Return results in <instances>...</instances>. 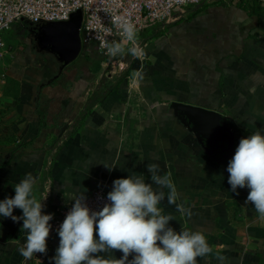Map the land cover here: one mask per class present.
<instances>
[{"label":"crops","instance_id":"crops-1","mask_svg":"<svg viewBox=\"0 0 264 264\" xmlns=\"http://www.w3.org/2000/svg\"><path fill=\"white\" fill-rule=\"evenodd\" d=\"M239 1L193 8L165 29L156 24L160 34H139L148 58L127 53L124 68L107 71L102 60L99 70L85 69L79 64L84 53L56 76L52 56L31 47L10 52L13 60L3 66L15 82L0 95V201L14 197V185L30 173L33 194L47 196L43 214L55 215L79 195L101 187L110 192L119 178L142 174L152 183L147 165L157 164L178 193L176 204L165 198L158 205L174 217L168 226L202 231L212 248L197 264H264V220L245 203L249 189L232 192L228 183L227 165L240 139L258 130L264 135V0ZM92 46L98 49L92 43L87 51ZM175 102L226 117L222 146L198 134ZM104 163L116 166L109 171ZM22 225L0 216V264H55L58 233L49 235L46 254L25 261ZM100 255L120 259L123 253Z\"/></svg>","mask_w":264,"mask_h":264},{"label":"clouds","instance_id":"clouds-1","mask_svg":"<svg viewBox=\"0 0 264 264\" xmlns=\"http://www.w3.org/2000/svg\"><path fill=\"white\" fill-rule=\"evenodd\" d=\"M129 41L135 40L131 26L124 27ZM120 44L109 49L111 55L122 53ZM134 51V50H133ZM111 171L116 165L103 164ZM152 183H145L144 176L131 175L113 181L101 210L92 211L85 203V196L74 199L70 210L57 229L59 245L55 264H197L212 252L202 231H189L182 227L180 232L168 226L174 217L162 214L158 205L167 199V204H176L178 193L171 174H159V165L148 164ZM228 183L232 192L238 188L249 189L246 204H251L259 218L264 220V135L258 130L241 138L235 154L228 162ZM35 178L26 174L14 185V197L0 201V216L14 222L23 220L22 230L27 232L19 253L25 261L36 253L46 254L50 235L52 214H43L42 199L33 194ZM153 185L158 186L154 189ZM164 189H168L165 196ZM238 194V193H237ZM21 209L22 216L13 215ZM177 211L187 217L190 209L177 204ZM98 237V238H97ZM113 250L123 253L122 258H109ZM133 258L129 260V256ZM223 260V257H217Z\"/></svg>","mask_w":264,"mask_h":264},{"label":"built area","instance_id":"built-area-1","mask_svg":"<svg viewBox=\"0 0 264 264\" xmlns=\"http://www.w3.org/2000/svg\"><path fill=\"white\" fill-rule=\"evenodd\" d=\"M211 2L236 3L238 0H0V95L8 76L3 66L9 54L5 34L12 29L13 24L22 23L23 18L34 23L62 21L68 20L73 12L81 9L84 47L88 49L90 44L96 43L103 63L114 69L126 66L123 56L127 53H132V58L141 61L148 58L145 42L139 37L146 27L159 24L165 29L169 23L186 16L191 9ZM125 26L134 29V41L126 38ZM115 44H120L123 51L113 56L109 49ZM107 194L106 189L101 187L78 197L85 196L87 206L92 211H99L109 203ZM74 199L59 206L49 221L52 226L50 234L57 233Z\"/></svg>","mask_w":264,"mask_h":264},{"label":"water","instance_id":"water-1","mask_svg":"<svg viewBox=\"0 0 264 264\" xmlns=\"http://www.w3.org/2000/svg\"><path fill=\"white\" fill-rule=\"evenodd\" d=\"M27 34L35 42V48L40 53L53 55L59 63L60 75L63 70L85 53L81 36L83 11L73 12L68 20L41 21L34 23L26 18ZM174 106L184 113L190 123H193L198 134L203 135L209 142L222 146L227 138L225 129L227 118L216 110L195 106L182 102H175Z\"/></svg>","mask_w":264,"mask_h":264},{"label":"rangeland","instance_id":"rangeland-1","mask_svg":"<svg viewBox=\"0 0 264 264\" xmlns=\"http://www.w3.org/2000/svg\"><path fill=\"white\" fill-rule=\"evenodd\" d=\"M20 26L21 25L19 23L13 24L12 29L8 30L7 33L5 34V38L9 46V53L11 52L15 56H17V54L22 52L25 48L31 47L30 39L25 34L24 30L20 29ZM13 40L15 42L12 43ZM9 59L13 60V58L9 57L8 54L6 56L5 61L6 62L9 61ZM78 61L79 60L77 59L76 61L73 62V64L74 63L77 64ZM79 64L85 69H88L89 67V63L86 60H84V64L83 62H80ZM110 68L111 66L109 65L106 70L109 71Z\"/></svg>","mask_w":264,"mask_h":264},{"label":"trees","instance_id":"trees-1","mask_svg":"<svg viewBox=\"0 0 264 264\" xmlns=\"http://www.w3.org/2000/svg\"><path fill=\"white\" fill-rule=\"evenodd\" d=\"M239 2L244 4V5H252V6L257 4V2L255 0H240ZM146 28H145V30H143L141 32L142 35H144L145 37L156 36L162 32V30H160V28L157 25H154L151 28H147V29ZM20 29H25V32H26L27 24L22 22ZM85 53L86 54L84 55V57H85L86 61L89 63L90 70H92V71L99 70L101 67V63H102L103 58L98 57V55H97V54H99L98 49H96L94 46H92L91 50L89 52L85 48ZM54 81H56V79L52 80V83ZM6 82H7L6 87H11L13 85V82H15V81H13V80L11 81V79L8 77Z\"/></svg>","mask_w":264,"mask_h":264},{"label":"flooded vegetation","instance_id":"flooded-vegetation-1","mask_svg":"<svg viewBox=\"0 0 264 264\" xmlns=\"http://www.w3.org/2000/svg\"><path fill=\"white\" fill-rule=\"evenodd\" d=\"M24 30V32H25V29H23ZM25 34L27 35V37L30 39V41H31V48H34V50H36L37 51V49L35 48V42L33 41V39H32V37L31 36H28V34H27V31L25 32ZM45 54H47V55H50V54H48V53H45ZM50 56H52L53 58H54V56L53 55H50ZM55 59V58H54ZM56 60V59H55ZM57 61V60H56ZM57 63H58V61H57ZM58 65H59V63H58Z\"/></svg>","mask_w":264,"mask_h":264}]
</instances>
